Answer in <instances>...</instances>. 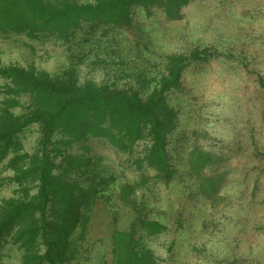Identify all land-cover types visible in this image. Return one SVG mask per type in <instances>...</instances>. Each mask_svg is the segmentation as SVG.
Returning a JSON list of instances; mask_svg holds the SVG:
<instances>
[{"label": "rangeland", "instance_id": "374dc122", "mask_svg": "<svg viewBox=\"0 0 264 264\" xmlns=\"http://www.w3.org/2000/svg\"><path fill=\"white\" fill-rule=\"evenodd\" d=\"M98 24H83L67 41L0 33V68H33L81 86L148 94L166 74L168 57H184L178 87L165 93L174 115L166 149L182 166L170 183H160L134 162L146 142L131 154L99 139L85 144L88 151L76 144L67 148V154L89 156L106 177L116 178L99 188L85 232L79 225L70 264H112L113 232L130 231L137 218L119 197L125 184L134 187L141 215L165 227L152 236L135 227V239L153 252L156 264H264V0H193L178 20H167L158 7L140 6L127 25ZM195 51L211 58L194 61ZM143 77L147 82L138 81ZM8 84L0 78V108L11 96ZM15 99L19 104L10 112L27 115L30 96ZM39 138L38 125L27 127L19 136L20 151L33 153ZM192 148L221 158L225 182L215 201L198 195L188 175L186 154ZM5 163L0 162V205L35 194L34 185L11 181ZM55 165L54 174H61V157ZM3 254L6 264H20L11 245Z\"/></svg>", "mask_w": 264, "mask_h": 264}, {"label": "trees", "instance_id": "16d2710c", "mask_svg": "<svg viewBox=\"0 0 264 264\" xmlns=\"http://www.w3.org/2000/svg\"><path fill=\"white\" fill-rule=\"evenodd\" d=\"M191 1L94 0L79 4L74 0H0V33H24L33 39L47 35L67 41L86 23L93 27L98 23L127 25L140 6L158 7L167 20H178L182 8ZM210 58L205 51L191 54L194 61ZM167 60L166 74L148 94L92 84L81 86L69 80L51 79L33 68H0V78L9 83L11 94L0 108V162L6 160L5 168L12 171L11 181L16 186L30 183L36 188L32 196L5 200L0 205V264H6L2 260L5 245L15 248L20 264H70L76 260L79 225L85 232L88 212L96 202L99 188L115 183L116 178L106 177L89 156L67 154V148L74 144L88 151L85 144L99 139L131 154L137 143L146 142L134 161L137 169L151 170L156 181L170 183L182 165L174 164L166 149L174 115L165 93L178 87L187 64L182 56ZM137 79L147 82L148 78ZM24 94L32 100L31 110L27 115L16 116L10 109L19 104L15 98ZM33 124L39 126L40 138L33 153H23L19 136ZM56 135L61 137L54 141ZM58 157L65 166L57 175L54 170ZM221 165V158L211 152L192 148L186 154L185 167L196 183L198 195L210 201L219 197L226 174ZM67 171H72V175L67 176ZM140 184L146 183L142 180ZM119 197L132 205L137 218L130 231L113 232L112 264H156L153 252L139 246L135 239V227L150 236L160 234L165 227L141 215L131 185H123Z\"/></svg>", "mask_w": 264, "mask_h": 264}]
</instances>
